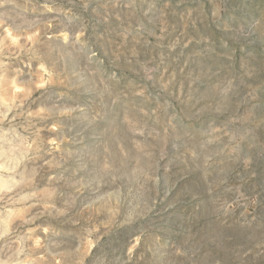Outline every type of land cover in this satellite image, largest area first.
<instances>
[{"label":"rangeland","instance_id":"374dc122","mask_svg":"<svg viewBox=\"0 0 264 264\" xmlns=\"http://www.w3.org/2000/svg\"><path fill=\"white\" fill-rule=\"evenodd\" d=\"M0 264H264V0H0Z\"/></svg>","mask_w":264,"mask_h":264}]
</instances>
